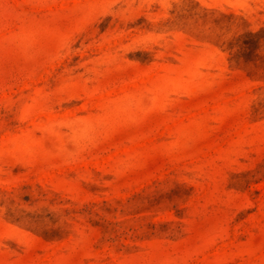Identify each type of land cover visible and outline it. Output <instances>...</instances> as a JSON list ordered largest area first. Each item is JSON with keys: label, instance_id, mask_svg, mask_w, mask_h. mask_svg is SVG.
I'll return each mask as SVG.
<instances>
[{"label": "rangeland", "instance_id": "rangeland-1", "mask_svg": "<svg viewBox=\"0 0 264 264\" xmlns=\"http://www.w3.org/2000/svg\"><path fill=\"white\" fill-rule=\"evenodd\" d=\"M0 264H264V0H0Z\"/></svg>", "mask_w": 264, "mask_h": 264}]
</instances>
